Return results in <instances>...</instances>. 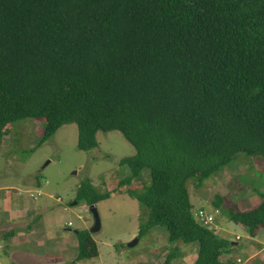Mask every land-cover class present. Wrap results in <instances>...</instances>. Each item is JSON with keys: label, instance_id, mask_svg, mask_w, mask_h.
Segmentation results:
<instances>
[{"label": "trees", "instance_id": "trees-1", "mask_svg": "<svg viewBox=\"0 0 264 264\" xmlns=\"http://www.w3.org/2000/svg\"><path fill=\"white\" fill-rule=\"evenodd\" d=\"M27 118L43 121L39 145L67 123L83 151L98 131L121 132L135 149L118 186L143 207L136 238L159 227L197 244L192 264H232L187 181L200 186L238 152L264 161V0H0V144ZM259 195L228 213L251 237L264 227ZM109 196L85 178L75 202ZM75 235L76 261L98 255L87 229Z\"/></svg>", "mask_w": 264, "mask_h": 264}, {"label": "rangeland", "instance_id": "rangeland-1", "mask_svg": "<svg viewBox=\"0 0 264 264\" xmlns=\"http://www.w3.org/2000/svg\"><path fill=\"white\" fill-rule=\"evenodd\" d=\"M43 128L42 120L27 118L13 123L11 131L3 136L5 144L0 146V184L25 183L35 187L39 181L42 185L39 194L31 192L33 204L29 200V210L22 207L23 218L19 220L36 230L33 238L37 242L23 240L18 245L5 242V254L0 250L2 264H161L171 252L174 257L170 264L194 262L197 244L169 242L167 232L159 227L149 229L134 245L128 246L138 235L143 207L126 193V187L118 186L129 175L127 166L120 164V160L135 153L134 147L121 132L98 131V145L83 151L77 148L75 123L63 124L39 145ZM85 178L91 180L98 192L110 193L109 198L95 205L100 228L94 231L89 206L75 202L76 189ZM197 184V177L187 181L193 210L200 209L212 215L214 221L210 225L222 228V231L217 229L220 237L229 241L235 235L240 237L241 245L225 254L226 258L233 262L237 257L242 260L235 264H264V252L247 259L250 252L264 246V227L258 229L253 242L247 229L237 226L228 217L230 208L245 211L259 204V194L264 191L263 158L238 152L227 166L200 186ZM132 186H139L137 180L132 182ZM14 189L0 190V215L9 222L15 221L9 219L8 209L22 206L20 196L12 198L8 207L2 205L7 199L3 198L6 194L10 197L16 195ZM217 198L222 201L214 206ZM76 229L90 232L97 244L96 257L75 260ZM23 231L26 232V229Z\"/></svg>", "mask_w": 264, "mask_h": 264}, {"label": "crops", "instance_id": "crops-1", "mask_svg": "<svg viewBox=\"0 0 264 264\" xmlns=\"http://www.w3.org/2000/svg\"><path fill=\"white\" fill-rule=\"evenodd\" d=\"M34 124V123H33ZM29 128V126H27ZM5 144V137H3L2 139V142L0 144V146H4ZM0 190L2 189H13L15 188V196L14 197H10L9 194H6L3 198H7L4 202H2V205L4 207H8L11 203H12V198L13 199H16L20 196V198H22V206L20 208H17V209H8V213H9V219L15 221V222H9L8 220H4V217L2 215H0V250L3 252V254H5V251L7 249V247H5V242H8L10 241V244L11 245H18L20 244L23 240H33L31 241L32 243L36 240H34V235L36 232V230L34 228H30L29 224H25V222H20L19 220H21L23 217H22V207L26 208V210H29L27 208L28 204L27 202L30 200L33 204V201L31 200V192L32 191H37V194L40 193L39 189L41 187V183L39 181L36 182V186L34 187H31L27 184H15V185H9V184H6V183H2L0 184ZM17 186V187H16ZM33 189H36V190H33ZM214 221V220H213ZM237 226H240L239 224H236ZM216 228V224L214 225V229ZM23 229H26V232L23 231ZM217 229L221 230L222 231V228L220 229L219 228H216V232H217ZM251 241H256V236H253L251 237ZM229 240V239H228ZM240 240V237L238 235H235V238H231V247H230V251L237 247V246H240L241 243L239 242ZM77 241V240H76ZM37 242V241H36ZM40 243V242H38ZM37 243V244H38ZM257 244H261L260 242H258ZM61 249L63 250V247L60 246ZM264 252V246L261 247L260 249H258L256 252H250L249 256L247 259L251 258V257H254L256 254H259V253H262ZM230 253V252H229ZM226 259L228 261H230L232 264H235V262H242V260H240L239 257L236 258L235 262H233L232 260H230L229 258H226L225 254L221 255L220 256V259L223 261V262H226L224 261L223 259ZM0 264H2V262L0 261ZM228 264V263H226Z\"/></svg>", "mask_w": 264, "mask_h": 264}, {"label": "water", "instance_id": "water-1", "mask_svg": "<svg viewBox=\"0 0 264 264\" xmlns=\"http://www.w3.org/2000/svg\"><path fill=\"white\" fill-rule=\"evenodd\" d=\"M89 210L91 211V213L93 214V219H94V226L92 228V231L97 230L100 228V220H99V216H98V212L96 209L95 204H91L89 206ZM77 232V229L74 231V233ZM138 238H134L132 239L129 243L128 246H132L137 242Z\"/></svg>", "mask_w": 264, "mask_h": 264}, {"label": "built area", "instance_id": "built-area-1", "mask_svg": "<svg viewBox=\"0 0 264 264\" xmlns=\"http://www.w3.org/2000/svg\"><path fill=\"white\" fill-rule=\"evenodd\" d=\"M195 215L197 217L198 222L204 226H210V224L214 220L212 215L205 214L202 210H198Z\"/></svg>", "mask_w": 264, "mask_h": 264}]
</instances>
